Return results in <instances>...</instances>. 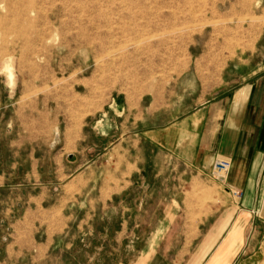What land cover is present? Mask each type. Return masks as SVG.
I'll list each match as a JSON object with an SVG mask.
<instances>
[{
  "label": "rangeland",
  "instance_id": "obj_1",
  "mask_svg": "<svg viewBox=\"0 0 264 264\" xmlns=\"http://www.w3.org/2000/svg\"><path fill=\"white\" fill-rule=\"evenodd\" d=\"M255 80L264 0H0V204L12 203L14 264H40L52 236L49 251L117 264L136 248L133 229L120 238L136 205L176 199L196 219L230 203L212 169L187 170L150 130ZM137 155L146 175L126 164ZM260 215L230 264H264Z\"/></svg>",
  "mask_w": 264,
  "mask_h": 264
},
{
  "label": "crops",
  "instance_id": "obj_2",
  "mask_svg": "<svg viewBox=\"0 0 264 264\" xmlns=\"http://www.w3.org/2000/svg\"><path fill=\"white\" fill-rule=\"evenodd\" d=\"M150 133L154 146L167 149L172 158L198 174L213 170L217 158L229 159L231 167L225 183L232 199L225 206L215 207L213 214L201 210L196 219L187 215L192 208L176 199L163 205H136V219L120 222V238H128V231L133 229L130 240L136 248L117 264H230L245 221L264 213L263 81H247L231 92L200 98L188 113ZM142 143L137 140L135 144L138 153ZM121 149L125 151L123 143ZM140 160L137 155L134 162L127 160L126 164H136L138 175H146L144 167H139ZM134 170L127 172V180L134 179ZM231 189L242 192L241 197L234 198ZM108 200H104L105 204ZM95 208L97 211V205ZM1 209L7 213L3 223L11 233L0 234V264H14L21 258L12 255V203L0 204ZM133 210L132 207V213ZM144 212L153 214L145 217ZM54 238L47 241L40 264H81L76 253L49 251L52 244H58ZM29 261L34 264L38 259L31 255Z\"/></svg>",
  "mask_w": 264,
  "mask_h": 264
},
{
  "label": "built area",
  "instance_id": "obj_3",
  "mask_svg": "<svg viewBox=\"0 0 264 264\" xmlns=\"http://www.w3.org/2000/svg\"><path fill=\"white\" fill-rule=\"evenodd\" d=\"M231 167V161L226 158H217L214 162L212 174L213 176L224 182L227 179L228 172ZM235 197H241V192L235 189L230 190Z\"/></svg>",
  "mask_w": 264,
  "mask_h": 264
}]
</instances>
